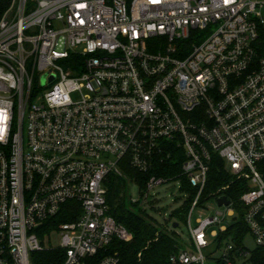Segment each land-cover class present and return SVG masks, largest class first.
<instances>
[{
    "label": "built area",
    "instance_id": "2783aa9c",
    "mask_svg": "<svg viewBox=\"0 0 264 264\" xmlns=\"http://www.w3.org/2000/svg\"><path fill=\"white\" fill-rule=\"evenodd\" d=\"M262 25L261 0H10L0 20V264H35L50 249L65 252L61 264H118L107 250L133 237L110 213V175L147 205L178 185L189 248L169 264L249 262L235 236L217 246L236 222L238 184L264 257ZM215 167L229 184L213 187ZM65 213L73 220L41 234ZM211 247L218 257L205 255Z\"/></svg>",
    "mask_w": 264,
    "mask_h": 264
},
{
    "label": "trees",
    "instance_id": "16d2710c",
    "mask_svg": "<svg viewBox=\"0 0 264 264\" xmlns=\"http://www.w3.org/2000/svg\"><path fill=\"white\" fill-rule=\"evenodd\" d=\"M10 0H0V20L7 11ZM258 57L264 59V25L259 29V37L255 44ZM177 173V171H176ZM179 173V171H178ZM125 174L130 180H135L144 186L145 176L135 171L131 167H125ZM211 178L214 181L213 187H221L230 183V176L221 167L213 168ZM229 192V197L235 203L237 211L236 222L219 239L217 246L221 245L223 239L235 236L234 240L239 245L248 233L245 223V208L240 202L241 192L236 190ZM238 187V186H237ZM129 187L126 179L116 175L109 176L107 185V202L111 208V215L116 222L124 226L132 235V241L123 242L115 239L107 252L117 254L118 264H169L172 256L178 255L186 249V242L176 229H168L164 226L159 227L157 223L149 218L141 209H136L137 204L128 203ZM187 207L176 210L172 218H177L179 227L186 221ZM73 220L69 215L62 214L53 222L45 223L41 234H46L51 230L58 229L61 224ZM177 227V229L179 228ZM139 255H141L139 257ZM35 264H61L65 257L63 250H46L35 254ZM58 259V261L56 260ZM37 260V261H36ZM216 264H224L220 259ZM250 264H264V257L261 251H254L249 260Z\"/></svg>",
    "mask_w": 264,
    "mask_h": 264
},
{
    "label": "rangeland",
    "instance_id": "374dc122",
    "mask_svg": "<svg viewBox=\"0 0 264 264\" xmlns=\"http://www.w3.org/2000/svg\"><path fill=\"white\" fill-rule=\"evenodd\" d=\"M264 1V0H261ZM154 195L155 201L153 205H147L142 200H140V196L137 188H132L131 198L129 197L128 203H135V201H139L136 209H141L149 218L153 219L159 227L164 225H168V227H173V224L178 220L177 218H172L173 213L180 208L181 205V196L178 189V185H169L155 189L152 192ZM213 209H217V206L214 203H211ZM212 210V209H211ZM211 210L205 211L204 217L213 215L214 212ZM201 212V211H200ZM198 211V213H200ZM198 213L194 216V219L198 218ZM171 220V221H170ZM170 221V222H169ZM218 227H214L211 229L212 232L217 231ZM177 232L183 237L186 242V247L189 248V232L184 224H180V227L176 229ZM243 245L250 251L254 252L257 250L256 241L251 233H247L243 239ZM210 253H214L213 257H218L219 254L215 252V247H211L208 251H205V255L208 257ZM208 264H216L215 261H209ZM247 264H250L249 262Z\"/></svg>",
    "mask_w": 264,
    "mask_h": 264
},
{
    "label": "water",
    "instance_id": "95a60500",
    "mask_svg": "<svg viewBox=\"0 0 264 264\" xmlns=\"http://www.w3.org/2000/svg\"><path fill=\"white\" fill-rule=\"evenodd\" d=\"M54 76H52L51 77V80H54ZM45 81V78L43 79V82ZM228 205L229 204V201L226 199V198H223V199H221L220 201H219V205L221 206V205ZM178 227V224H175L174 225V228H177Z\"/></svg>",
    "mask_w": 264,
    "mask_h": 264
}]
</instances>
